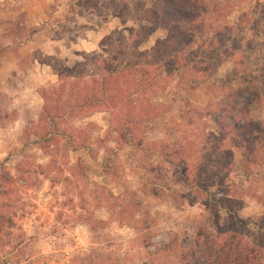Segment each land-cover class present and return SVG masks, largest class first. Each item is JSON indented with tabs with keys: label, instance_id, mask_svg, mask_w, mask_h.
<instances>
[{
	"label": "rangeland",
	"instance_id": "1",
	"mask_svg": "<svg viewBox=\"0 0 264 264\" xmlns=\"http://www.w3.org/2000/svg\"><path fill=\"white\" fill-rule=\"evenodd\" d=\"M46 10L36 26L13 7V47L43 28L90 34L102 11L117 27L96 52L61 40L57 54L20 59L25 70L39 58L46 81L31 126L0 119V264H193L202 228L264 264V0H48ZM152 33L162 35L146 49ZM121 62L131 66L118 83L106 68ZM104 75L109 102L71 109ZM98 109L105 124L83 120ZM81 224L89 252L73 234Z\"/></svg>",
	"mask_w": 264,
	"mask_h": 264
},
{
	"label": "crops",
	"instance_id": "2",
	"mask_svg": "<svg viewBox=\"0 0 264 264\" xmlns=\"http://www.w3.org/2000/svg\"><path fill=\"white\" fill-rule=\"evenodd\" d=\"M47 3L48 0H0V26H4V28L7 30H4V28L0 29V38L4 40L3 42L5 43V45L0 48V105H4L5 108H8L7 113H9H3L2 115L0 114V119L9 120V123L6 127L8 130H24L26 125L29 124L31 126L32 120L30 119H36L35 121H37L40 117L43 107L42 102L44 100L40 93V86L46 81V78L43 76V70L45 66L41 64L39 58L36 59L33 57L32 59L35 58L33 60V67L25 66V70H23L22 64H20V59H22L23 55H38V57H41L42 54H57L59 52V48L56 45L60 43L61 40H63L64 43H66L65 41L74 42L76 47L79 48L76 49L77 51H85L88 53L96 52L98 46H100V43H102L104 38L117 27L114 22H111L112 16H108V11H102L94 16H91L93 20L90 21L96 23V28L91 30L90 34L92 35L87 34L85 36H79L78 33L75 35L74 32L72 34L58 32V36L56 35L55 37L48 34L46 32V28H43L34 31L32 37L17 48L13 47L9 40L19 38V36H16L12 29H9V25L15 20L14 13L16 12L13 11V7H22L23 11L27 12V15L24 14L26 16L24 21H26V23L30 22L31 20L34 25L40 26L42 23H44V21H46L47 18ZM60 4L62 5V0H60ZM31 12H33V17ZM160 35L162 34L152 33L150 35V46L144 45V47L146 49L148 47L152 48L159 39L158 37H160ZM165 38H167V35ZM51 43H55V46H52ZM18 54H20L19 57ZM21 72L25 74V77L28 76V73L34 72L36 76V82H38V84L30 83L26 80V78L20 77L19 75ZM107 118L108 113L104 110L98 109L91 115H85L83 120L88 123L93 122L101 125L107 122ZM105 132L106 130L102 131L101 137H104ZM74 148L78 151H83L86 149L78 145H75ZM39 163L42 166L46 165V163L43 161H39ZM122 230L123 229H119L118 231L120 232L118 233L124 232ZM73 234L74 237L81 243L86 242V246L83 248V250L89 252L93 243L90 238V231L88 227L84 224L77 225L73 230ZM143 249L146 251V253L147 251H150V247L148 246H144ZM148 261L149 260L147 258L138 257L136 262L133 263L150 264Z\"/></svg>",
	"mask_w": 264,
	"mask_h": 264
},
{
	"label": "trees",
	"instance_id": "3",
	"mask_svg": "<svg viewBox=\"0 0 264 264\" xmlns=\"http://www.w3.org/2000/svg\"><path fill=\"white\" fill-rule=\"evenodd\" d=\"M131 66V64L129 63H125L121 62L119 63L114 69H111L109 66L106 68L108 74L110 76H113V78H116V81L119 83V80L123 79V74L127 72L128 69H130L129 67ZM137 73L139 72L138 69L135 70ZM128 76V75H127ZM142 76V75H141ZM107 80L105 75L101 78V81L99 82L98 85H92L91 87H85V89L82 91L84 92V95H80L79 98H74L72 99V101H75L76 104H73L71 106V109L73 108H87V107H92L94 106L93 103H107L109 102L108 99L106 98V92L109 90V86L107 84ZM94 86V88H92ZM95 87H99L100 91L102 93L103 99H99V98H95L92 94H89V91L93 89H95ZM78 88V87H77ZM78 100V101H77ZM124 105V104H123ZM117 106V105H115ZM122 111V109H121ZM120 112V111H119ZM121 113V112H120ZM118 113V115L120 114ZM120 116V115H119ZM223 126L225 128H229V126H226L225 124H223ZM235 126V125H234ZM238 128V127H237ZM234 132H237V130H233ZM154 195H158L157 191H153ZM209 197H211V201L212 203L215 205V203L217 202V204H219V206H223L225 205L224 201L219 198V199H214L212 198L211 194H208ZM227 212L230 215L231 218V222L235 225H238L242 228H247L249 226V222L242 219L238 212L232 208V207H226ZM215 217L217 218V220H220V214L217 212L215 214ZM220 229V233L221 235L223 234L222 232L224 231V229ZM197 238L198 241L196 240L194 242L196 248L200 249V244H202V254H197V252L195 251L193 253V258L195 259V263L196 264H255L252 259L255 258L256 254V250H252L249 254L244 253L242 251V253H240L239 251H235V249L233 246L235 245H241L237 244L235 242V239H228V238H222L221 241L219 243L210 240L209 241V236L207 235V231L206 229L202 228V232H198L197 234ZM196 238V239H197ZM200 241H202L200 243ZM207 245V246H206ZM193 263V264H195ZM184 264H192L190 263L187 258H185V262ZM256 264H261V263H256Z\"/></svg>",
	"mask_w": 264,
	"mask_h": 264
},
{
	"label": "built area",
	"instance_id": "4",
	"mask_svg": "<svg viewBox=\"0 0 264 264\" xmlns=\"http://www.w3.org/2000/svg\"><path fill=\"white\" fill-rule=\"evenodd\" d=\"M156 246H157V244H155L153 247H151V249H155Z\"/></svg>",
	"mask_w": 264,
	"mask_h": 264
}]
</instances>
